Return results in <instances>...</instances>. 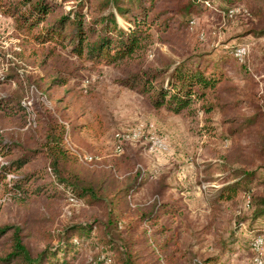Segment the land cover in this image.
Masks as SVG:
<instances>
[{"label":"trees","instance_id":"trees-1","mask_svg":"<svg viewBox=\"0 0 264 264\" xmlns=\"http://www.w3.org/2000/svg\"><path fill=\"white\" fill-rule=\"evenodd\" d=\"M0 7L39 42L62 47L93 66L120 67L119 83L149 96L155 107L201 115V134L226 143L220 160L205 167L214 183L209 186L212 211L221 213L214 220L224 236L230 231V243L239 226L247 225L255 250L264 235L257 228L264 221V0H0ZM203 16L235 20L241 30L226 38L225 47L171 66L133 62L154 43L166 42L165 35L190 29ZM240 47L246 48L243 56L236 53ZM68 81L56 77L52 83ZM27 109L16 98L0 102V110ZM35 113L43 132L35 148L0 139V185L23 199H75L85 218L63 226L36 253L19 227H0V239L13 231L0 264H187L180 233L172 227L184 211L168 194L169 177L160 178L152 201L140 204L136 194L152 174L137 170L121 177L117 169L88 170L67 147L66 126ZM37 162L42 164L33 166ZM234 202L246 210L235 224ZM91 241L100 251L93 263L82 255ZM218 263V256H209L195 264Z\"/></svg>","mask_w":264,"mask_h":264},{"label":"rangeland","instance_id":"rangeland-1","mask_svg":"<svg viewBox=\"0 0 264 264\" xmlns=\"http://www.w3.org/2000/svg\"><path fill=\"white\" fill-rule=\"evenodd\" d=\"M228 22L203 16L190 29L165 35L166 42L154 43L133 62L143 67L171 66L223 48L226 38L241 30L235 20ZM56 77H68L69 81L66 86L53 84ZM122 77L120 67L93 66L62 47L39 42L0 7V102L16 98L28 108L25 112L0 110V139L35 148L43 139L42 129L34 122L35 111L46 119L52 115L66 126L67 147L88 170L98 173L117 169L121 177L137 170L153 175L149 185L136 194V202L152 201L160 178H170L168 194L184 211L172 227L180 233V248L186 253L187 264L209 256H218V264H257V257L264 260V242L259 251L251 249L254 236L247 225L239 226L235 242L230 243V231L224 236L214 220L221 213L212 211L209 186L214 183L208 180L205 167L220 160L226 143L201 134V115L157 108L149 96L121 85ZM135 128L142 129V136L120 144L117 134ZM153 137L161 139L167 149L151 153L148 147ZM26 196L17 197L0 185V227H19L24 242L35 253L63 226L85 218L83 205L75 199ZM232 212L233 220L246 212L243 203H232ZM257 228L264 230V221H258ZM12 232L0 239V256L10 248ZM259 238L264 239V235ZM94 245V241L86 244L82 254L91 263L100 252Z\"/></svg>","mask_w":264,"mask_h":264},{"label":"built area","instance_id":"built-area-1","mask_svg":"<svg viewBox=\"0 0 264 264\" xmlns=\"http://www.w3.org/2000/svg\"><path fill=\"white\" fill-rule=\"evenodd\" d=\"M236 53L238 56H243L246 53V48L240 47L239 49H237ZM142 133L143 132H142L141 128H135L132 131H130L129 133L117 134V138H118L120 144H122L124 141H127V140L139 139L142 136ZM166 149L167 148L161 139L156 138V137L151 138L150 145L148 147V150L151 153L161 151V150H166ZM263 242H264L263 238L257 239L255 241L254 248L259 251ZM256 262H257V264H264V260L260 257L256 258Z\"/></svg>","mask_w":264,"mask_h":264}]
</instances>
